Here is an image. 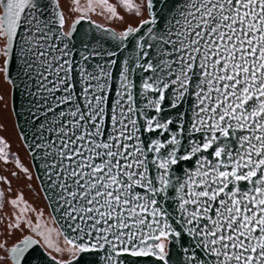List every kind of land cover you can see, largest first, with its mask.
<instances>
[{
    "label": "snow or ice",
    "instance_id": "snow-or-ice-1",
    "mask_svg": "<svg viewBox=\"0 0 264 264\" xmlns=\"http://www.w3.org/2000/svg\"><path fill=\"white\" fill-rule=\"evenodd\" d=\"M50 2L0 0V71L10 78L24 28V66L45 111L65 106L46 121L58 147L48 137L35 145L53 149L56 211L73 234L71 260L59 264H99L89 257L101 251L103 264H172L173 247L182 264H264V0H177L159 31L146 0L140 25H151L150 39L139 37L136 55L122 62L111 101L117 61L88 62L116 52L85 45L77 63L64 43L73 33L57 34L64 17L54 8L49 15ZM122 3L139 13L133 0ZM139 31L129 27L120 39ZM140 71L134 99L130 76ZM193 159L176 177L173 166ZM29 247L11 250L15 264Z\"/></svg>",
    "mask_w": 264,
    "mask_h": 264
},
{
    "label": "water",
    "instance_id": "water-1",
    "mask_svg": "<svg viewBox=\"0 0 264 264\" xmlns=\"http://www.w3.org/2000/svg\"><path fill=\"white\" fill-rule=\"evenodd\" d=\"M144 1L146 16L141 18L135 25L128 24L122 29H116L111 25L95 20L88 14V12H85L81 9L78 14L73 16L71 20L66 23L58 0H54V3H49V15H51V10L54 8L64 17V24L62 26H59L58 22L57 25H54V27L57 28V34L60 32L69 31L73 33L70 38L65 39L64 43L69 44V49L77 63L80 62V54L82 51H84L85 45L88 46L89 51L96 49L101 51L116 52L115 57H94L88 62L91 67H95L97 63L102 64L106 59H115L117 61V63L113 65L111 69L113 78L111 81H109L111 87L108 89L110 101L115 99V88L119 83V73L122 68V62L126 58L134 57L136 55V44L139 40V37L144 36L145 40L150 39L145 35V33L147 32L148 27L151 25H140L141 20L148 19L149 17V13L146 8V0ZM154 3V11L157 14V25L154 27H156L159 31L167 27V18L173 14L174 6L177 3V0H154ZM81 17H83V19H81ZM129 27H139L140 31L138 33L131 34L121 41L120 33L126 31ZM18 31L19 38L15 43V57L14 63L11 66L10 78H6L3 73V77L10 85V108L16 129L29 154L33 173L47 203L51 217L54 220L59 233L62 235L63 239L67 241V239L73 237V234L71 233V230L68 229L66 222L61 219V213L56 211L59 206V201L56 198L59 188L52 187V181L56 179V176L51 175L47 167L48 165L57 162L52 160L50 155H46L50 154L53 149L35 147L36 144L48 143L49 141L45 139L46 137L50 138L51 142L55 143L58 147L56 134L48 130L49 125L46 124V121H52L54 119L55 113L60 110H65V106H60V108L55 109L53 113L45 111L48 105L45 104L43 96L37 95V83L34 79V75L29 76L28 70L24 66V56L26 55L24 52H22L25 39L24 28H21ZM3 44L4 39L2 46ZM60 46L62 47L63 45L61 44ZM74 75L77 81L76 91L79 92L81 88L80 84L78 83L79 73L76 72ZM144 75L145 73L140 71L132 73L130 76L134 83V99L138 97L140 85L142 83L141 78ZM56 95H61V93H56ZM192 99L194 100V97ZM51 103L54 105L55 101H51ZM187 109L188 105L186 104L185 110ZM41 124L46 125L45 129L42 130L40 128ZM182 143L187 144V141H182ZM180 154L184 153L181 152ZM58 159L59 158H57V160ZM194 166L195 159H193L188 164H181L179 167L173 166L175 176L183 179L185 172L192 170ZM54 171H59V169H55ZM172 196H175L174 192L172 193ZM165 207L169 208L171 211L173 208H175V205L171 200H169L165 204ZM171 222L173 223L174 227L179 229V226L175 225L174 221ZM26 242L30 243L31 247H29L24 255L20 257V264H59V262L62 260H71L72 255L66 258H58L54 256L43 246V244L35 235L31 233H25L5 248L7 257L13 264H15V261L13 260L14 253L11 250L14 248L23 247ZM171 252L172 264H182L183 256L180 254V252L175 247L171 248ZM104 254L105 253L101 251L99 256H90L89 259H94L95 261H99V264H103L101 258L104 256ZM81 264H83V261H81Z\"/></svg>",
    "mask_w": 264,
    "mask_h": 264
},
{
    "label": "flooded vegetation",
    "instance_id": "flooded-vegetation-1",
    "mask_svg": "<svg viewBox=\"0 0 264 264\" xmlns=\"http://www.w3.org/2000/svg\"><path fill=\"white\" fill-rule=\"evenodd\" d=\"M93 8L96 9L94 6ZM83 11L88 12L93 19L113 26L102 12L99 13L101 15L100 18H95L92 12L88 10ZM18 157H20L21 161V156ZM7 167L8 165H0L1 175H5L3 170H6ZM11 175L16 177L14 184L11 182L9 188L2 185L4 191L0 199V215L3 217V221H5L10 216V213H12L14 221L4 223L2 230H5V232L0 231V245H2L0 247V264H13L7 257L5 248L25 233L35 235L54 256L58 258L71 256L72 253L67 251V249L71 248L72 245H69L59 233L41 191L35 188L31 181L26 180L21 171L12 169ZM42 229L45 230L47 238H44L40 234ZM15 231H17L18 235L14 234ZM13 235H15L14 238H12ZM57 249H63V251H57Z\"/></svg>",
    "mask_w": 264,
    "mask_h": 264
},
{
    "label": "rangeland",
    "instance_id": "rangeland-1",
    "mask_svg": "<svg viewBox=\"0 0 264 264\" xmlns=\"http://www.w3.org/2000/svg\"><path fill=\"white\" fill-rule=\"evenodd\" d=\"M82 1L83 0H77L76 3L74 4V8H71L73 6L70 7L71 2L69 0H62L63 7L67 9L65 12V14H66L65 16L67 18V23L69 20H71V18L73 16H75L76 14L79 13L80 9L88 10L89 7L91 6V5L88 6L87 4L82 3ZM108 3L113 5L116 8V15L115 16H113L111 14V12L107 10L106 5L99 3L98 0L96 1V4L100 7V10L103 14H105V12L108 11V15L105 17L107 18V20H109V22H113L112 20L116 19L117 14H119L123 10H125L127 12H132L135 17L138 16L139 18H142V17L146 16L145 1L144 0H133L134 4H137L140 6L139 13H137V11L134 8L133 9L127 8L122 3V0H108ZM88 11L92 12L94 17H96V18L101 17L100 15H98L94 12L92 7H91V10H88ZM2 42H3V38H0V47H2ZM3 59H4V57L2 55H0V68H3ZM3 78H4L3 72L0 71V157H2L3 160H8V159L13 160L15 162L16 169L23 173V177H25L26 180L31 181L33 186L40 190L38 182H37L35 175L33 173V169H32L31 163H30V158H29L28 152L24 151V153L21 157V161H20V159H19L20 157L16 156L15 151H13L11 149V147L8 145V143L6 142L7 137L8 138H14L15 134H12V133H15V132H16L17 137L20 140H21V138H20L18 131L16 129V126L14 123V118H13L12 111L10 108V101H9L10 85L7 81L4 82L5 80L3 81ZM25 169L27 171H25ZM2 185L5 186L6 188H9V186L11 185V179L8 176L0 174V199L2 198L3 191H4L2 188ZM18 209H19V206H18ZM12 215L13 214L10 213V216H8L5 221H3V217H1V215H0V231L1 232H5V230H2V226L4 225V223L6 224L9 221H11V222L14 221ZM14 234H17V231H15ZM40 234L44 238H47V235L45 234L44 229H42V231H40ZM45 235H46V237H45ZM14 236L15 235H13L12 238H14Z\"/></svg>",
    "mask_w": 264,
    "mask_h": 264
},
{
    "label": "trees",
    "instance_id": "trees-1",
    "mask_svg": "<svg viewBox=\"0 0 264 264\" xmlns=\"http://www.w3.org/2000/svg\"><path fill=\"white\" fill-rule=\"evenodd\" d=\"M69 1L71 2L70 7L73 6L71 8H74V4L76 3L77 0H69ZM96 1L97 0H83L82 3L87 4L88 6L91 5L90 7H92V8H93V6L96 7V9L93 8V10H94V12L96 14L100 15L99 14L101 12V11H99L100 7L96 4ZM58 3L60 5V7L62 9V13H63V15L65 17V22L67 23V18L65 16L66 15L65 12H66L67 9L63 7L62 0H58ZM107 15H108V11L105 12L104 16H107ZM93 17H94V15H93ZM140 19L141 18H139L138 16L135 17L132 12H127V11L123 10L122 12L117 14V18L112 20L113 22H110V23L113 25L114 28L122 29L127 24L135 25ZM3 81L6 82L7 80L5 78H3ZM12 134H15L14 138H8L7 137L6 142L11 147V149L13 151H15L17 157L18 156L22 157L24 151H27V150H26L24 144L22 143V141L17 137L16 132L12 133ZM2 164L6 165V166L8 165L7 169L3 170V173L5 174V176H8L11 179V182L14 184V180L16 179V177L11 175V170L12 169H16L15 162L13 160H11V159L3 160L2 158H0V165H2Z\"/></svg>",
    "mask_w": 264,
    "mask_h": 264
}]
</instances>
